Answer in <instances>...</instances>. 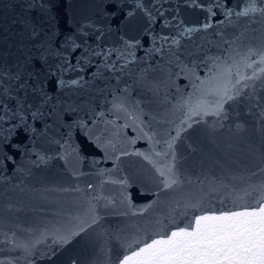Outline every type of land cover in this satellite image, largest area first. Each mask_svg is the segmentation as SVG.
I'll return each mask as SVG.
<instances>
[{
	"label": "snow or ice",
	"instance_id": "6c2138e0",
	"mask_svg": "<svg viewBox=\"0 0 264 264\" xmlns=\"http://www.w3.org/2000/svg\"><path fill=\"white\" fill-rule=\"evenodd\" d=\"M180 3L181 0H176L177 7L171 8L172 0H110L109 15L119 17L118 24L151 37L152 46L145 50V56L166 53L167 63L175 64L179 69L176 77L183 76L191 84V92L182 96L165 114L164 123L172 127L163 131L150 128V124L145 123L138 102L133 104L117 98L112 104L113 109L124 115L123 128H128L127 121L131 120V126L139 133L137 138H146L153 144L149 154L119 149L116 160L127 155L143 157L156 174L160 192L193 183L178 167L177 144L183 133L194 124L207 123L206 117H215L222 123L228 118L229 108L234 103L242 99H261L256 97L257 82L264 87V45L259 48L249 46L245 50L242 36L233 34L234 38H229L224 31L212 33L219 37L218 41L203 37L205 43L192 51H188L187 43L182 44V40L193 41L197 33H208L220 24H234L233 17L237 20L247 18L245 23L251 24L259 16L264 22V0H259V5L257 0H247L239 10L225 8L223 0H182L184 6L205 13L203 22L198 26L185 25L179 15ZM126 4L131 7L125 8ZM60 6L61 0H23L19 5L22 14L35 13L31 20L22 22L29 38L35 41L33 48L36 51L12 68L0 64V164L4 160H13L9 152L20 149L21 135H43L50 130L49 119L58 127L71 130L75 126L87 130V122L73 115L79 105H64L49 91L50 88L54 91L57 86L61 90L82 88L88 83L84 76L65 80L64 73L85 72L91 68L95 79H115L119 82L122 76L130 73V65L137 61V51L143 47L141 38L128 37L120 29L113 33L111 28L90 24L66 32L60 27ZM170 9L171 18L165 15L170 13ZM217 9L221 10L224 19L214 24ZM159 18H162L160 32L154 34L153 25ZM166 28L175 31L165 33ZM113 36L116 39H112ZM89 40L92 42L89 43ZM206 44H210L211 48ZM212 48L216 52L213 53ZM182 56H198V59L184 62ZM53 68L60 72L55 79ZM198 69H203L206 74L202 76ZM123 92H128L127 87ZM99 115L102 117L104 113ZM259 115L264 118V108ZM30 121L39 122L40 128ZM6 124L9 125L7 128ZM107 124L116 127L115 121H107ZM146 128L149 130L146 131ZM98 132L97 140L106 134L107 126ZM114 136L119 138L120 132L116 131ZM135 142L129 141L131 144ZM109 144L114 152L117 151L113 140ZM262 174L264 160L250 175L213 181L201 196L177 201L164 219L156 221V227L139 228L131 238L122 242L124 252L116 264H264V179L258 182L252 179ZM197 182L203 185V181ZM104 183L126 186L127 180H108ZM75 191L80 189L77 187ZM104 199L102 195H94L83 215H73L69 211L65 216L62 211L58 212L61 219L56 226L46 229L32 242L21 243L15 234L8 236L3 233L5 238L0 243L9 244L11 251L22 250L26 264H34L30 257L36 255L37 245L50 240L49 248L63 247L97 224L100 217L96 214L94 201ZM213 200L218 206L213 205ZM111 202L108 200V204ZM151 207L149 204L138 212L143 214ZM138 212L131 214L135 216ZM180 216L186 218L183 223L178 222ZM0 264H14V261L0 260Z\"/></svg>",
	"mask_w": 264,
	"mask_h": 264
},
{
	"label": "water",
	"instance_id": "95a60500",
	"mask_svg": "<svg viewBox=\"0 0 264 264\" xmlns=\"http://www.w3.org/2000/svg\"><path fill=\"white\" fill-rule=\"evenodd\" d=\"M22 2L0 0V64L8 68L36 51L33 48L35 41L29 38L22 22L25 19L31 20L35 13L22 14L19 7ZM223 2L225 8L234 7L239 10L247 0ZM257 3L259 5V0ZM124 7L131 5L126 4ZM176 7V0H172L171 8ZM110 10V0H61L60 27L68 32L70 29L94 24L111 28L113 33L120 29L128 37L141 38L143 47L137 51V61L130 65V73L122 76L119 82L115 79L97 80L91 68L85 72L64 73L65 80L84 76L88 83L82 88L61 90L57 86L54 91L51 88L49 91L64 105H79L73 115L87 122V130L75 126L71 130L58 127L49 119L48 124L52 125L50 130L43 135H21L20 149L9 152L13 160H4L0 164V241L5 238L3 233H7L8 236L15 234L21 243L32 242L46 229L56 226L61 219L58 212L62 211L65 216L69 211L73 215H83L89 207L88 201L94 195L105 197L104 200L94 201L96 214L100 217L97 224L63 247L49 248L50 240L46 244L37 245L36 255L30 257L34 264H105L106 261L107 264H116L124 252L122 242L131 238L137 229L156 227V221L164 219L177 201L201 196L213 181L250 175L264 160V118L259 115L264 108V87L257 82L256 97L261 99H242L229 108L228 118L222 123L215 117H206L207 123L194 124L183 133L177 144L178 167L184 176L193 181L192 184L160 192L156 174L143 157L127 155L117 161L119 149L129 153L149 154L153 148V144L146 138H137L139 133L131 126V120L127 121L130 125L128 128L122 127L125 123L123 113L112 108L117 98L133 104L138 102L145 123L150 124V128L163 131L172 127L164 123L165 114L192 88L189 80L183 76L176 77L175 73L179 69L175 64L167 63L166 53L145 56V50L152 46L151 37L124 28L122 23H117L119 17L109 15ZM217 12L214 24L224 19L221 10L217 9ZM165 15L171 18V9ZM179 15L188 26H198L205 17L201 10L184 6L182 0ZM246 19L237 20L233 17L234 24H220L208 33H197L193 37L194 42L182 40V44L187 43L188 51H192L205 43L203 37L218 41L219 37L212 33L224 31L229 38H234L233 34L242 36L241 43L245 50L249 46L259 48L264 45V22H261L259 16L251 24H246ZM161 22L162 18H159L153 25L154 34L160 32ZM174 31L172 28L164 29L165 33ZM112 39H116V36ZM206 47L211 48V45L206 44ZM212 52H216V49L212 48ZM192 59H198V56L181 57L184 62ZM52 71L55 74L53 79L60 76L57 69L53 68ZM198 71L202 76L206 74L203 69ZM125 87L127 93L123 92ZM101 112L104 113L102 117L99 115ZM152 117L156 119L152 120ZM107 121H115L116 127L113 128ZM30 123L40 128L39 122ZM68 123L72 124L73 121ZM8 126L5 125L6 128ZM105 126L106 134L97 140L98 130ZM116 131L120 132L119 138L114 136ZM110 140L116 143L117 151H113ZM130 140H135V144L129 143ZM125 179L126 186L104 183ZM252 179L258 182L264 179V174ZM197 180L203 181V185ZM77 187L80 191H75ZM108 200L112 202L108 204ZM212 203L218 206L214 200ZM105 204L108 206L105 207ZM149 204L152 207L139 214L138 210ZM133 211L138 214L133 216ZM185 219L180 216L178 222L183 223ZM8 259H12L14 264H26L22 250L11 251L9 244L0 243V260Z\"/></svg>",
	"mask_w": 264,
	"mask_h": 264
}]
</instances>
